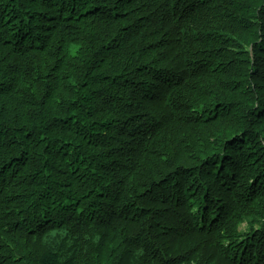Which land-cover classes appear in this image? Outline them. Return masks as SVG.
<instances>
[{
	"label": "trees",
	"instance_id": "16d2710c",
	"mask_svg": "<svg viewBox=\"0 0 264 264\" xmlns=\"http://www.w3.org/2000/svg\"><path fill=\"white\" fill-rule=\"evenodd\" d=\"M0 264H264V0H0Z\"/></svg>",
	"mask_w": 264,
	"mask_h": 264
}]
</instances>
